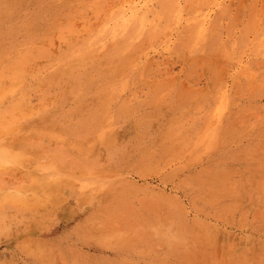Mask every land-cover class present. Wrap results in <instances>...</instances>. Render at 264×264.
<instances>
[{
  "label": "rangeland",
  "instance_id": "1",
  "mask_svg": "<svg viewBox=\"0 0 264 264\" xmlns=\"http://www.w3.org/2000/svg\"><path fill=\"white\" fill-rule=\"evenodd\" d=\"M0 264H264V0H0Z\"/></svg>",
  "mask_w": 264,
  "mask_h": 264
}]
</instances>
